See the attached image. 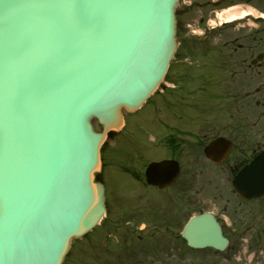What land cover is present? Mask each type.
Segmentation results:
<instances>
[{
    "label": "water",
    "instance_id": "water-1",
    "mask_svg": "<svg viewBox=\"0 0 264 264\" xmlns=\"http://www.w3.org/2000/svg\"><path fill=\"white\" fill-rule=\"evenodd\" d=\"M178 1L0 0V264H62L100 221V147L167 72ZM184 235L228 243L208 213Z\"/></svg>",
    "mask_w": 264,
    "mask_h": 264
},
{
    "label": "flooded vegetation",
    "instance_id": "flooded-vegetation-1",
    "mask_svg": "<svg viewBox=\"0 0 264 264\" xmlns=\"http://www.w3.org/2000/svg\"><path fill=\"white\" fill-rule=\"evenodd\" d=\"M233 9L239 14L230 21ZM184 14L178 51L140 108V128L112 133L102 148L96 175L112 210L107 234L129 233L127 212L140 199V222L154 231L162 258L200 259L193 253L201 251L246 264L212 247L193 249L182 229L209 211L229 238L227 253L242 239L264 242V194H242L252 169L264 166V0H188ZM118 201L127 228L113 214Z\"/></svg>",
    "mask_w": 264,
    "mask_h": 264
},
{
    "label": "rangeland",
    "instance_id": "rangeland-1",
    "mask_svg": "<svg viewBox=\"0 0 264 264\" xmlns=\"http://www.w3.org/2000/svg\"><path fill=\"white\" fill-rule=\"evenodd\" d=\"M186 7V2L182 1L179 8L182 9V21L185 19L186 14L184 10ZM129 124L127 128L137 129L140 124V110L134 113L128 114ZM96 127L101 129V125L96 123ZM131 131H129L130 133ZM126 134V133H125ZM110 143H113L111 141ZM123 189V188H122ZM111 198H109V201ZM117 205L112 207L114 209V216L118 220L117 225H126L124 222L126 218L123 217L122 209L125 207L124 202L118 201ZM148 203H142V211H148ZM132 213L128 211L127 214L133 215L134 220L132 223L140 225V199L132 200ZM153 207V206H152ZM112 215V210H109L108 217L102 222L100 226H97L91 231L87 236L81 239L75 240L73 248L67 255L64 264H232L226 261H220L216 257H212L210 253L201 251L194 252L193 256H200V259H165L160 258L162 251L159 249L157 242H154L155 233L153 230L147 228L144 231L134 230L135 232L131 235V230H128L124 240L114 239L107 237L108 231H106L110 226V221ZM149 216H152L150 214ZM125 227L122 229L126 230ZM124 238V237H123ZM238 247L231 248L230 254L231 262L244 259L246 264H264V242L261 244L248 243L245 240ZM206 253L208 255H206ZM251 254H254L253 260L251 261ZM208 256V258H205ZM163 257V256H162ZM160 258V259H158Z\"/></svg>",
    "mask_w": 264,
    "mask_h": 264
},
{
    "label": "bare ground",
    "instance_id": "bare-ground-1",
    "mask_svg": "<svg viewBox=\"0 0 264 264\" xmlns=\"http://www.w3.org/2000/svg\"><path fill=\"white\" fill-rule=\"evenodd\" d=\"M232 11H233V12H232ZM232 11H231L232 14L230 13V16H232V17H234L235 15H238V14H239V13H237V12L235 11V9H233ZM252 256H253V255H251V257H252Z\"/></svg>",
    "mask_w": 264,
    "mask_h": 264
}]
</instances>
